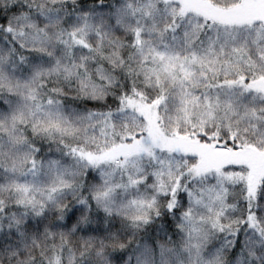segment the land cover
I'll use <instances>...</instances> for the list:
<instances>
[{
	"label": "snow or ice",
	"instance_id": "obj_1",
	"mask_svg": "<svg viewBox=\"0 0 264 264\" xmlns=\"http://www.w3.org/2000/svg\"><path fill=\"white\" fill-rule=\"evenodd\" d=\"M3 240L264 264V0H0Z\"/></svg>",
	"mask_w": 264,
	"mask_h": 264
},
{
	"label": "clouds",
	"instance_id": "obj_2",
	"mask_svg": "<svg viewBox=\"0 0 264 264\" xmlns=\"http://www.w3.org/2000/svg\"><path fill=\"white\" fill-rule=\"evenodd\" d=\"M97 3H110L111 0H96ZM24 3V0H16V5L19 8ZM71 3V0H69ZM88 3H93V0H88ZM66 92L68 88L66 87ZM30 132V129H29ZM144 238H147L145 236ZM156 234L153 232L151 234V239L155 240ZM10 241L3 240L0 241V264H25V257L28 260H32L33 264H50V259L53 257L61 258L62 264H82V261H88L89 264H114V262H109L106 258L99 259L95 254L85 255L81 257L80 250L77 249L73 252V248L70 245L69 248L61 250L57 245L55 248L51 244H46L43 240L39 243L29 246L24 249V255H15V258L10 255ZM13 252L15 249L12 250ZM87 252V249H84ZM179 249L176 253H169L166 257H161L159 253L155 256L154 264H180L181 257L178 255ZM132 264H135V254H133ZM183 264H191L188 256L185 254L183 256Z\"/></svg>",
	"mask_w": 264,
	"mask_h": 264
}]
</instances>
